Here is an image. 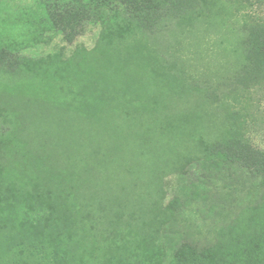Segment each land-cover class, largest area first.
<instances>
[{
	"label": "rangeland",
	"instance_id": "374dc122",
	"mask_svg": "<svg viewBox=\"0 0 264 264\" xmlns=\"http://www.w3.org/2000/svg\"><path fill=\"white\" fill-rule=\"evenodd\" d=\"M241 6L237 10L223 0L221 10L216 8L221 14H202L201 8L202 13L173 18L154 32H129L124 40L121 26L115 23L106 36L108 44L99 45L104 22L87 25L72 43L63 42L62 35L49 32V26L41 30L48 15L42 2L0 0V54L24 63L17 74L0 67V176L27 195L32 219L16 238L24 243L29 238L35 243L56 242L57 234L71 229L75 240L67 247L81 245L86 233L77 214L81 192L90 191L96 198L97 220H101L93 235L86 237L90 246L105 225H115L120 212L123 221H130V215L136 223L119 225L123 231L113 239L117 245L106 247L110 253L104 251L105 264L108 260L118 264L126 254V264L137 260L171 264L172 244L180 243L186 251L189 246L214 242L217 230L242 206L253 203L250 194L256 181L207 166L201 158L204 146L181 171L167 172L177 153L194 148L195 136L204 144L222 136L226 108L246 106L243 111L252 112L248 136L255 148L264 150V84L243 90L239 97L225 95L224 81L239 65L243 22L264 20V0H244ZM81 48L89 52L78 57V51H85ZM55 51L61 54L50 58L48 54ZM38 59H42L39 64ZM58 62L57 71L51 70ZM22 90L42 101L34 119L31 114L20 119L25 112L2 103L6 94L13 98ZM205 90L212 93L210 97L204 96ZM193 169L201 178L196 188L199 196L183 211H176L172 221L169 213L161 219L155 206L159 182L166 176L163 206L175 196L186 200L188 178L184 176ZM11 186L9 202L17 206L21 195ZM212 204L216 209L232 208L213 214ZM59 207L68 211L73 223ZM158 226L167 235L164 243L158 241L154 248L143 250L137 242L155 233ZM87 248L77 252L76 264H94ZM8 259L5 255L3 261Z\"/></svg>",
	"mask_w": 264,
	"mask_h": 264
},
{
	"label": "trees",
	"instance_id": "16d2710c",
	"mask_svg": "<svg viewBox=\"0 0 264 264\" xmlns=\"http://www.w3.org/2000/svg\"><path fill=\"white\" fill-rule=\"evenodd\" d=\"M40 4L47 8L48 15L45 20L46 25L41 28L44 29L47 26L50 27L49 32H57L62 35L63 42L68 41L72 43L77 35H79L87 25H97L104 22L102 28L101 37L99 38V45L102 42L108 44L106 40L107 34L115 23H119L121 26L120 34L121 38L127 39L126 34L137 29L142 30L144 33L154 32L161 24H166V21L173 18H177L183 15L192 13L196 15L202 13L201 8H204L202 14L209 13L221 14L220 9L223 0H37ZM228 3L234 5L237 10H241L244 0H227ZM219 3V7H216ZM203 4L208 6L204 7ZM44 8V9H45ZM221 10V9H220ZM242 37L239 40L238 50V67L235 73L229 76L224 81L226 96L239 97L242 95V91H249L253 87L264 84V20L262 19H250L244 21L242 24ZM124 34V35H123ZM126 36V37H125ZM131 36V35H130ZM129 36V37H130ZM145 43V42H144ZM95 48H98L100 46ZM94 48V49H95ZM93 49V50H94ZM84 52L78 51V57L84 53H88L87 49ZM103 50V49H102ZM59 51L51 52L50 58L53 56H59ZM76 57V56H75ZM74 58V57H73ZM42 59H38L37 63H41ZM63 62V61H60ZM58 62L51 70L57 71ZM55 62H52V64ZM24 63H20L15 58L12 59L7 55L0 54V67L8 73L17 74L21 72L20 67ZM36 64V65H38ZM50 70V71H51ZM39 72H42L39 70ZM32 74L37 72L32 71ZM20 87V85L18 86ZM186 85V89L188 90ZM191 90V89H190ZM188 90L190 93L191 91ZM197 94L199 91H196ZM205 97L211 96V92L205 90ZM200 94V93H199ZM201 95V94H200ZM203 96V93L202 95ZM2 97V96H1ZM7 99L2 103L9 105L12 109H19L23 112L20 119H25V116L31 114L34 119L38 116V112L35 108L39 107L37 104L42 103L41 99L37 97H28L23 90L11 97L10 94H6ZM218 96H216L217 98ZM218 99V98H217ZM219 100V99H218ZM12 104V105H11ZM13 106V107H11ZM229 107V104L227 105ZM246 107V106H245ZM242 107L239 110H232L226 108V126L224 132L219 139L214 140L210 144H204L201 140L194 137L195 145L192 150L186 153H177L172 161L167 166L168 173L178 170L181 171L183 167L191 163L189 159L198 149L202 150L204 146L203 160H205L207 166L215 168H225L226 172H236L241 174V179L245 176L250 181H256L251 189V198L253 197V203L245 204L240 209L239 213H236L235 217L231 218L228 223L221 226L217 230L216 240L214 242H207L203 246H189L187 250H184V245L178 243L172 244L173 249L172 263L171 264H264V150L255 148L250 141L249 129L253 121V115L251 111H243ZM35 109V110H34ZM183 159L187 162L183 165L179 163ZM200 158H195L199 160ZM89 166L87 163L84 170ZM218 170V171H219ZM167 173V174H168ZM166 174V175H167ZM93 178L94 174L92 175ZM164 180L159 182L160 185V198L155 202L157 213L164 218V215L169 213L170 221L174 219L176 211H183L191 204L192 198L195 199L199 195L196 190L198 181L201 179L196 176V171H193L185 178H188L187 183V199L184 200L179 196L173 197L167 205L162 204L164 197ZM240 179V180H241ZM34 181V179H32ZM39 181V180H38ZM36 184L40 183L35 181ZM254 183V182H252ZM12 185V186H11ZM12 187V190H17L21 197L19 200V206H13L9 202L8 188ZM251 188V186H249ZM248 188V189H249ZM20 187L15 185V182L7 183L3 182L0 176V264H76V255L83 248L91 247L88 249V255L90 256L92 263L105 264L106 255L110 253V250L106 247L110 244L117 245L113 239L115 236L122 233L121 226L119 225L128 222L136 226V223H132L133 218L127 216L130 221H123L122 213L115 219V225H105L93 238V245L90 246L87 236L93 235L96 228L100 226L101 220H97V206L95 195L90 191L81 192V203L79 206L78 219L80 227H83L85 231V238L81 245L78 243L71 249L67 247L74 242V237L69 231H63L57 234L55 242H37L29 238V242L24 243V239L16 238L21 232L24 234L23 229L28 220H32L28 215L27 207V195L20 192ZM253 189H256L253 191ZM67 197V195H64ZM8 199V201H7ZM232 207L223 206L221 209H216L215 204L210 206V211H214L213 214L222 213L223 211H230ZM59 209H62L59 207ZM63 210V209H62ZM66 215L68 211L63 210ZM62 218L66 221L67 217L65 213L59 212ZM229 213V212H228ZM44 214H42V217ZM68 219L73 223V217L68 215ZM67 219V220H68ZM76 222V220H75ZM161 222V220H160ZM67 223V222H66ZM69 224V223H68ZM161 224V223H160ZM71 225V224H70ZM72 226V225H71ZM91 226V227H90ZM160 226V225H159ZM159 226L155 227V233L146 234L147 238L140 240L137 243L143 250H150L154 248V244L158 241L161 244L164 243V237H166L165 231L163 234L159 232ZM17 233V234H16ZM28 234L22 237H27ZM164 238V239H162ZM108 239H112L108 242ZM169 241L172 239L168 237ZM104 241V245H100L97 241ZM62 243L64 246H62ZM75 244V243H74ZM66 246V247H65ZM86 246V247H85ZM123 247L127 251H131L128 243H123ZM47 248V249H46ZM27 251V252H26ZM43 251V253H41ZM147 256L146 253H143ZM8 256V261L4 262V256ZM95 255V257H93ZM121 262L118 264H126L127 254L121 258ZM66 260V262L61 261ZM128 262V261H127ZM110 260H108V264ZM85 264V262H81ZM129 264V262H128ZM134 264H140L139 260Z\"/></svg>",
	"mask_w": 264,
	"mask_h": 264
}]
</instances>
